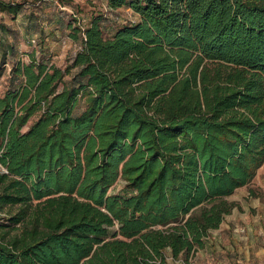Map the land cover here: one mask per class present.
I'll return each mask as SVG.
<instances>
[{
  "label": "trees",
  "instance_id": "obj_1",
  "mask_svg": "<svg viewBox=\"0 0 264 264\" xmlns=\"http://www.w3.org/2000/svg\"><path fill=\"white\" fill-rule=\"evenodd\" d=\"M107 4L64 67L1 41L0 264H194L264 163V0Z\"/></svg>",
  "mask_w": 264,
  "mask_h": 264
},
{
  "label": "rangeland",
  "instance_id": "obj_2",
  "mask_svg": "<svg viewBox=\"0 0 264 264\" xmlns=\"http://www.w3.org/2000/svg\"><path fill=\"white\" fill-rule=\"evenodd\" d=\"M12 1L18 4L16 14L0 10V49L2 40L14 45L17 41L22 51L44 42L51 51L49 60L62 67L76 47L68 37L67 24L71 18L86 23L92 14L100 13L113 24L135 18L126 6L110 9L107 0H0V3ZM10 66L7 60L6 64L0 61V94L7 85ZM124 184L119 178L108 192L125 194ZM227 199L233 203L231 212L220 228L211 232L194 264H264V167ZM169 264L183 263L169 260Z\"/></svg>",
  "mask_w": 264,
  "mask_h": 264
},
{
  "label": "crops",
  "instance_id": "obj_3",
  "mask_svg": "<svg viewBox=\"0 0 264 264\" xmlns=\"http://www.w3.org/2000/svg\"><path fill=\"white\" fill-rule=\"evenodd\" d=\"M19 50L22 51V49L20 48V46H19ZM27 51H29V50H27ZM263 167H264V163H263V164L261 165V167L257 170V173H258L260 170H262ZM242 187H243V186H242ZM240 188H241V187H240ZM238 189H239V188H238ZM238 189H236V190H238ZM236 190H235V191H236ZM229 196H230V195H229ZM229 196H228V197H229ZM228 197H227V198H228ZM221 224H222V223H221ZM221 224H220V226H221ZM220 226H219L218 228H220ZM218 228H217V229H218ZM217 229H214V230H217ZM214 230H211V231H210V234H211V232L214 231ZM210 234H209V236H210ZM208 239H209V237H208ZM208 239H207V241L205 242V245H204L203 248L206 247V244H207V242H208ZM203 248H201V249H203ZM201 249H199L198 252L196 253V257H195V259L197 258V254L199 253V251H200ZM167 255H168V257H167V259H166L167 264H169V260L172 261V262H174V263L178 262V261H173V260L171 259V257H170V253H167Z\"/></svg>",
  "mask_w": 264,
  "mask_h": 264
}]
</instances>
